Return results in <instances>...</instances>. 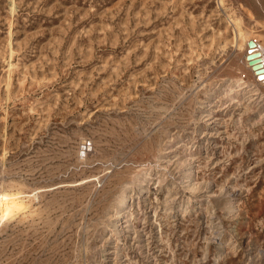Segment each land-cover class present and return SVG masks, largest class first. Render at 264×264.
I'll use <instances>...</instances> for the list:
<instances>
[{
  "label": "rangeland",
  "instance_id": "374dc122",
  "mask_svg": "<svg viewBox=\"0 0 264 264\" xmlns=\"http://www.w3.org/2000/svg\"><path fill=\"white\" fill-rule=\"evenodd\" d=\"M240 30L264 0H0V264H264Z\"/></svg>",
  "mask_w": 264,
  "mask_h": 264
},
{
  "label": "bare ground",
  "instance_id": "6f19581e",
  "mask_svg": "<svg viewBox=\"0 0 264 264\" xmlns=\"http://www.w3.org/2000/svg\"><path fill=\"white\" fill-rule=\"evenodd\" d=\"M239 36L241 37V39H243V41L246 42V45L248 48H252V50L250 49V51L247 50L248 53H246L247 54L246 56H250V55H255V56L254 57H248V59H247L248 61H246V63L249 66H247V67H249V69L252 70V72L254 74V81L257 83V85H261L264 88V48L260 44V42L257 41L256 38H254L253 36H250V35H245L241 30L239 31ZM250 41H252L251 45L249 44ZM256 64L258 66L254 67V65H256ZM245 66H246V64H245ZM258 70H261V71L258 72ZM123 199H125V201H127V203H128V195L126 193L124 194ZM121 201H122V199H121ZM121 201L119 202V209L124 206L123 205L124 203L122 204ZM127 203L125 205H127ZM121 212L122 211H120V213Z\"/></svg>",
  "mask_w": 264,
  "mask_h": 264
},
{
  "label": "water",
  "instance_id": "95a60500",
  "mask_svg": "<svg viewBox=\"0 0 264 264\" xmlns=\"http://www.w3.org/2000/svg\"><path fill=\"white\" fill-rule=\"evenodd\" d=\"M249 44L251 45L252 44V41L249 42ZM255 55H250L249 57H254ZM258 66L257 64L254 65V67ZM261 70H258V72H260Z\"/></svg>",
  "mask_w": 264,
  "mask_h": 264
}]
</instances>
